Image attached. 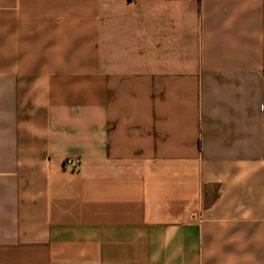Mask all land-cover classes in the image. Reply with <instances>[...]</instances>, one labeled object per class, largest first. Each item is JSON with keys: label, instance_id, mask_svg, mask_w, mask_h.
Returning a JSON list of instances; mask_svg holds the SVG:
<instances>
[{"label": "crops", "instance_id": "crops-1", "mask_svg": "<svg viewBox=\"0 0 264 264\" xmlns=\"http://www.w3.org/2000/svg\"><path fill=\"white\" fill-rule=\"evenodd\" d=\"M0 264H264V0H0Z\"/></svg>", "mask_w": 264, "mask_h": 264}, {"label": "built area", "instance_id": "built-area-1", "mask_svg": "<svg viewBox=\"0 0 264 264\" xmlns=\"http://www.w3.org/2000/svg\"><path fill=\"white\" fill-rule=\"evenodd\" d=\"M64 165L67 168L75 169L78 166V159L75 157H67L64 159Z\"/></svg>", "mask_w": 264, "mask_h": 264}]
</instances>
